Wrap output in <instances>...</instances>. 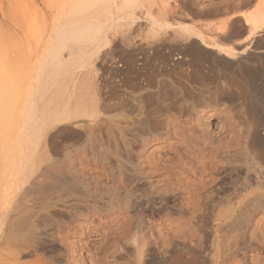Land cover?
Instances as JSON below:
<instances>
[{
  "label": "bare ground",
  "instance_id": "6f19581e",
  "mask_svg": "<svg viewBox=\"0 0 264 264\" xmlns=\"http://www.w3.org/2000/svg\"><path fill=\"white\" fill-rule=\"evenodd\" d=\"M158 1L162 7L156 9L157 16L155 13L152 15L150 6L154 3L157 4ZM166 1L65 0L66 9L59 12L61 8H58L59 11L56 10V15H54L56 19L52 20L56 22H53L54 25L51 28L54 36L49 42L48 58L50 60L47 62L51 67L46 72L48 73L46 77L48 98L44 101L43 108L40 109L39 106L37 88L34 87L29 100V83L24 89L21 87L23 89L21 92H16L18 95L15 98L11 94L3 93L2 103L4 100L7 102L8 99L10 103L9 106H7L8 102H4L2 105L12 107L13 100L15 108L14 106L9 108L13 113L9 109L8 112L5 109L3 112L5 120L2 123L0 121V264H25L20 259V256L27 254L25 252L36 256L29 264H46L38 252L44 249L48 241L70 247L66 248L67 253L64 259L65 262L71 261L76 255L77 249L75 244H65V241L68 240L71 231L80 228V225L84 224L86 220L99 221L106 228L114 226L112 231L104 234L98 246L102 250L105 264H122L118 262V257L121 255L120 243L123 240L130 242L132 247L133 259L132 263L128 264H264V255L258 253L260 249H264V227L258 237L260 245L255 244L254 241L256 226L249 231L253 212L264 210V189H254L243 195L237 191L218 192L211 185L214 180L213 176L204 175L196 188L186 192V196L183 197L180 204L170 205L167 199L174 197L178 192L172 189L169 194L145 196L137 188L136 182L140 178L150 177L152 171L145 169V164L140 158L138 162H131V160L124 161L127 159L123 160L122 156L124 150L128 153L130 141L137 140L141 147H145L158 141L166 142L171 136L180 137L179 141L180 144H183V148L192 149L190 147L196 143V137L195 139L191 137V139L193 138L192 143L186 136L181 137L183 134L181 130L183 126L185 130L187 122H191L194 118L197 120L200 113H206L207 108L213 106L212 102L216 103L220 100L224 101L225 98L236 97V93L231 89L232 86L228 87L230 83L226 89L215 84L217 78L224 75L229 76V74H224L219 69L220 72L217 70L219 73L212 71V75H204L205 70L201 64H190L189 59L181 54L174 58L176 63H173L172 71L175 73L176 70V73L174 74L170 70L173 75L167 76L166 79H162V77L161 80L157 79L153 89L147 87L144 91L135 90V92L122 94L120 97L116 93L115 96H112L111 93L109 98L104 97L101 100L98 83L89 79L88 75L94 62L93 59L96 55L99 57L101 53L98 55V49L84 47L90 41L91 35L92 38L95 35L100 37L102 32L110 28L99 20L101 14H105L107 17H118L124 14L134 24L139 22L140 15L138 16L137 12L140 10L141 16L149 20V23L146 24L148 25L147 33L156 37L155 42L152 41L154 44L149 38L148 40L154 46L157 42L158 48L166 41L172 45L177 42L178 46L204 44L207 49L212 51L217 46L218 55L222 54L227 61H231L232 56L235 55H241L250 61L254 58L253 53L255 52L260 59H264V44L256 45L253 41L255 36L264 33V0L255 1L260 4L257 7V15L253 14L254 17L236 13L238 8L248 5L251 0H238L237 2L226 0L214 10H210V14L233 13L235 11L232 18L231 16L223 18L221 21H217L219 22L217 24H214L213 21H210L212 23L207 22L208 24L201 23L199 27L195 26L199 22L197 19L193 20L194 25L184 22L191 17L189 15L190 17L187 18L186 15L187 20H182L181 15L186 14L184 12L179 15L183 22L180 24L179 17L175 16L178 12L177 9L167 6ZM176 4H180V2ZM180 6L175 7L180 8ZM136 8L139 9L137 12ZM62 16L64 20L61 23L59 20ZM167 16L177 17L180 27H175L172 23L174 21L168 22L169 17L167 18ZM193 17L191 18L193 19ZM237 17L243 20L241 24L243 22L247 26H245L246 33L243 28H240L239 32L241 33L239 34H242V30L245 33L241 37H236L240 35L231 31L234 29L236 19L239 20ZM175 23L177 22L175 21ZM118 24L123 25L118 21L116 27ZM129 29L127 28L128 31ZM207 29L219 33L220 39L227 43H218L219 37H217L218 41L207 38ZM127 30L124 32H128ZM144 31L145 34L146 28ZM81 39L83 42L79 43ZM128 39L130 40V38ZM128 39L126 38V41ZM123 42L125 43V41ZM131 42L132 40L130 44ZM151 43H149L150 46H152ZM254 50L256 51L254 52ZM158 51L160 50L156 49L155 52ZM107 52L113 63L115 59L113 50ZM167 55H170V49L167 51ZM167 55L165 54V56ZM101 58L103 57L101 56ZM194 58L195 56L192 59ZM236 63L238 65V62ZM100 65H102L101 62ZM179 68L180 70L177 71ZM236 69L238 71V67ZM91 71L94 70L91 69ZM25 77L28 78L27 75ZM0 78L4 80L6 77L5 75L3 77L2 74ZM13 78L15 79V77ZM24 79L23 75L22 80ZM5 80L7 81V79ZM114 80L116 81V79ZM15 82H17L16 79ZM114 82L112 85L111 81L110 86H113L115 90L117 86H120V83L116 81L118 85L115 86ZM58 90L61 91V94ZM131 90L133 91V89ZM85 102L89 109L88 113L93 118L95 117L94 119H99L101 114L107 113L108 115L109 112L119 110L117 114L122 117L120 119L127 132V135L121 134L123 144L115 143L111 147L105 143L101 144L106 148L103 152L101 149L98 150L101 147L99 144V146L94 145L98 147L97 153L92 150L94 146L89 147V144L88 148L89 150L91 148V151H87L91 156L90 154L86 156L87 154L84 153L88 149L85 146L66 149L63 153L56 154L59 149L54 153L51 146L47 148L48 144H46L47 146L43 144L48 127L51 128L65 120H70L75 111L78 112V106L84 105ZM74 106H77V110ZM70 109H75L74 113ZM82 110L84 111L85 108ZM78 113L74 116H77ZM4 114H2L3 118ZM9 114L11 116L7 117L6 115ZM105 120L114 124L117 122L113 117L105 118ZM5 121H8L7 124ZM262 121L264 123V120ZM190 124V126H194V123ZM83 125L80 128H83ZM95 126L93 125L94 128H96ZM119 128L125 132L121 129L122 127ZM231 129L232 135L239 134L237 131L235 133L234 128ZM84 132L86 131L84 130ZM111 132L113 134V131ZM129 133L131 137L128 136ZM253 135L257 140L262 141V138L259 137L261 136L259 130H254ZM235 138L236 142L237 137ZM97 141H99L98 138ZM235 142L232 141V143ZM105 146L110 149L108 150ZM95 147L93 149H96ZM192 147V154L203 155V157L208 155L205 146L198 145V149ZM220 149L218 146L213 147V153ZM94 153L96 156H92ZM89 156L96 157V159L90 160ZM91 161L90 167L88 164H91ZM43 163L44 167L41 166ZM96 165H100L102 169L97 168ZM90 168L95 171L92 169L94 172L91 173ZM34 177L38 179L33 181ZM158 203L163 206L165 211L156 214L150 212L149 215H144V210L149 204H152V209H155L154 206ZM74 260L75 264H78L79 259Z\"/></svg>",
  "mask_w": 264,
  "mask_h": 264
},
{
  "label": "rangeland",
  "instance_id": "374dc122",
  "mask_svg": "<svg viewBox=\"0 0 264 264\" xmlns=\"http://www.w3.org/2000/svg\"><path fill=\"white\" fill-rule=\"evenodd\" d=\"M186 1L185 0L166 1L167 6L169 5L170 8L171 7L175 8L178 11L177 14H175V16L177 15V17H179L178 19L180 22L178 21V19H176L177 17L167 16V18L169 17L168 22L171 23L172 21H174L172 23L177 28L180 27L181 23H183L182 20H187L189 15L191 17L194 16L193 19L189 16L191 19L188 18V21L189 20L190 21L189 22L184 21V22L190 23L189 25L191 24L194 25L195 22L193 20L197 19L200 23L197 21L198 24L195 26L199 27V24L201 25V23L204 24L206 22V24H208L207 22L213 21L214 24L215 23L217 24L219 23L217 21L219 20L221 21L223 18L225 19L230 16L232 18V14L235 12L233 11V13L231 12L214 13L215 15L212 13L213 16L212 14H210V10L211 11L214 10L215 7L223 4L226 0H186ZM237 1L238 0H234V2ZM255 1L256 0L252 2L251 0L250 1L251 3H249L248 5H242L240 8H238L239 10L237 9L236 13L238 14L240 13L242 15H245L246 17L247 16L252 17L253 14H255L254 16H256L258 13L257 7L260 3H258L259 0H257L258 2ZM175 2L176 3L180 2V4L182 3L183 5L181 4L180 6V4H176ZM152 5L150 6V8L152 7L153 11L154 10L156 11L157 8L162 7L160 5V1H158L157 4L154 3ZM159 5L160 7H158ZM174 5L175 6L179 5L180 8L179 7L177 8ZM65 7H66L65 0H0V75L2 76L3 74V77L5 75L6 77L5 79H7V81L5 79L4 81L2 80V78H0L1 123L4 122L5 120V114L3 113L5 109L8 112L10 110L9 108H13L14 106L13 100H12L13 106L11 105L12 107H6L5 104L2 105L5 102L4 100V102L2 103L1 100L2 98H4L3 93L11 94L15 98L16 95H18L16 92L17 91L21 92L24 89V87H26L27 83H29V100L34 87L37 88L38 90L37 89L36 90L39 96V106L40 109L43 108L42 105L44 101H46V99L48 98L46 91L47 90L46 77L48 73L46 72H48L51 67L47 62H49L48 60H50V58H48L49 42L52 40L54 36L51 28L53 27L52 25H54V23L56 22L52 20L56 19V17L54 16L56 15V10L58 12L59 9L61 8L59 12H63L64 11L63 9H66ZM181 7L184 8L182 9ZM152 9H151L152 15H154L155 13V15L157 16L156 14L157 11L153 12ZM138 10H139L138 8L135 9L136 12ZM139 11L137 12L138 16L140 15L139 22H137L139 26L137 23H134L137 25L132 24V22L128 20L126 15L124 16V14L118 17H107L105 16V14H101L99 17L100 18L105 17V18L102 20L98 17L99 20L101 22L106 23L110 28L106 29L105 32H102L100 37L98 35H95L92 38L91 35L90 41L92 40V42L90 43L89 41L88 44L86 43L85 45L86 47H84V48L98 49L99 51L98 55H100L101 53V55L99 56L100 58L96 55L95 58L93 59L94 61L92 63L93 66L91 65L92 68L90 67V73L88 75L90 81H95L98 83L99 94H100L99 97L101 98V100L104 97L109 98L110 97L109 95L111 93L112 96H115L117 94L120 97L122 94L125 95L126 93L135 92V90L144 91V89L147 87L153 89L155 87L157 79L161 80V77L162 79H166L167 76L173 75L174 72L172 71V67H173V63L174 62L176 63V60H174V58L177 55H181V54L185 55L186 58L189 59L188 61L190 64L193 63L201 64L205 70V73L203 72L204 75H212V71L217 73L219 69L224 74H229V76L223 74L224 76L217 78L215 84L217 83V85L226 89L228 83H230L231 85L229 84L230 86L228 85V87L232 86L231 89H233L234 93L236 94L238 93V94L237 95L235 94L236 97H234L233 99L225 98L224 101L220 100L219 102L216 103L212 102L213 106L207 108L206 113L205 112L200 113L197 119L198 121L194 118L191 122H187L185 125V130L183 126L181 132L184 135L181 134L182 135L181 137L186 136L187 139L191 140V142L193 141V138L195 139L196 137L197 139V141L195 139L196 143L192 144L190 148L193 149L192 146H194L198 149L197 147L198 145L205 146L207 148V153H208V155L206 154L207 156L205 157H203V155L200 156L197 154H192L191 153L192 149L183 148V144H180L179 141L180 137L178 138V136H171L166 142L158 141L149 144L145 147H141L139 141L137 142V140L130 141L131 145L129 147L131 149L128 148L129 154L125 150L124 152L122 151L123 160L125 158L127 160L124 161L131 160V162L132 161L138 162L140 158V160H142V162L145 164L144 166L145 169H149L152 171V173L149 175L150 177L140 178V180L136 182L137 188L141 191V193L145 194V196L165 195V194H169V191H171L172 189L176 190V192L178 193L174 197L167 199L170 205L180 204L183 200V197L186 196V192L192 188H196L198 183H200V180L204 177V175L213 176L214 180L211 185H213V188L218 192L237 191L243 195L254 189H258V188L264 189V139H263L264 123L262 121L264 120V62H263L264 59H260V57L257 56V53L255 52L256 50H254L255 53H253V57L255 59L252 58L253 61L244 59V57L241 55L232 56V60L227 61L224 58V56H222V54L218 55L216 51L218 49L217 46L216 48L214 47L213 48L214 50L212 51L210 49H207L206 48L207 46L204 44L203 45L186 44V45L178 46L179 43L176 42L174 46L166 41L162 43L160 48H158L159 45H157V42H156V46L153 45L154 44L153 42H155L156 37L154 36L152 37L151 34L147 33L148 25L146 24L149 23V20L147 18H144V16H141L142 15L141 11L140 12ZM181 12H184L186 14L183 15ZM179 15L182 16V20ZM222 15H224V17H222ZM237 18H239V20L236 19L235 21L236 24L234 23L233 26L234 29L231 30L236 32L235 33L236 35L241 33L239 32L241 31L240 28H243L244 31L246 29L245 28L246 25L243 22H242L243 25L241 24V21L243 20L240 19V17ZM117 19L120 24H123L122 26L118 24L116 27V22L118 23V21H116ZM63 20L64 17L62 16L59 22L62 23ZM175 21L177 23H175ZM178 22L180 24H178ZM126 24L129 26H127ZM136 26L138 27L135 28ZM144 26L146 28L145 34H144L145 32ZM127 28L128 29L130 28L129 31L130 30L131 31L129 32ZM141 28L144 29L138 32L137 30H140ZM125 29L128 32L125 33L124 32L126 31ZM243 30H242V34H239L240 36H236V37L243 36L246 33V31L244 33ZM131 33L135 35L138 34L140 35L135 37V35ZM123 35H125L124 36L125 38L123 37ZM206 35L207 38L209 37L212 39H216L217 41H218L217 37L220 36L219 33H215V31L210 29H207ZM139 36H142L143 39L142 37ZM144 36L147 38L145 39ZM126 38L127 39L130 38V40L128 39V41H126ZM148 38L151 42L154 40L152 42L153 44L148 40ZM83 39L85 40V36ZM131 40H132L131 44L134 46L130 44ZM144 40H148V41L146 42ZM123 41H125V43ZM224 41L225 40H221L219 37L218 43H223ZM253 41L254 43H256V45L257 44L263 45L264 33L263 35L255 36L253 38ZM82 42L83 41L81 39L79 43ZM146 43L148 44L151 43L152 46H150V44L148 46V44ZM156 49H159L160 51L155 52ZM169 49H170V55L168 56L167 51ZM106 50L107 51L113 50V55L115 57L113 63L111 62V57ZM105 52L107 53L108 56L106 55ZM102 53L104 56L102 55ZM145 53L146 55H144ZM165 54L167 56H165ZM189 54L190 55L193 54L195 56L194 58L195 60L192 59L194 56H190ZM101 56L103 58H101ZM106 56L108 59H110L109 61L106 58ZM218 56H220L221 58H219ZM97 57L99 58V60ZM233 60L234 61L236 60L235 63L238 62V65L237 63L235 64ZM100 62L102 65H100ZM240 65H241L240 67L241 69L239 68ZM95 66H97L98 68ZM237 67H238V71L236 69ZM91 69L94 71L96 69V71L95 72L91 71ZM179 70L180 68L177 71ZM246 70H247V74H246L247 76L245 75ZM23 75L25 78L24 80H22ZM25 75H27L28 78H26ZM13 77H15L17 82H15V79ZM18 78H20L21 80L20 79L18 80ZM114 79H116L117 82L119 81L118 83H120V86H117L118 83ZM111 81H112V85L113 82L115 81L114 85L117 86L115 90L113 89V86H110ZM21 87L23 89H21ZM131 89H133V91ZM61 91H59V93ZM6 101L8 102L9 99ZM110 102L112 103V101ZM9 103L10 102L7 103V106H9ZM3 106L4 108H2ZM78 107H79L77 108L78 112L81 113H78L77 111H75L74 113L73 110L75 109L73 110L70 109L72 110L71 112L74 113V115L78 113L77 116L73 115V117L70 120L69 119L65 120L51 128L48 127L46 137L43 141L44 145L48 144L47 148L51 146L52 149H54L53 150L54 153H56L60 149L59 152H57L56 154L58 153L61 154V152L63 153L64 150L70 148H75V147L77 148L80 146L81 147L85 146L86 148H88L89 144H90L89 147H93L94 145L101 146V144L104 143L107 146L110 145L109 147H111L112 144L115 143L123 144V141L121 140L122 138L121 134L127 135V132L123 128L124 123L121 122L122 117H120L117 114L119 110L112 111V113L109 112L108 113L109 116L107 115V113L104 115L101 114L99 119L98 118L94 119L95 117L93 118V116H91L90 113H88L89 111H87L89 109L86 107V102L84 103V105L81 104ZM84 108L86 111L82 110ZM10 111L12 112V110ZM86 113L88 114L87 117H86L87 115ZM2 114H4V118L2 117ZM6 116L10 117L11 115L9 114ZM110 117L116 118L117 124L111 122L109 123L108 120H105V118H110ZM117 117L119 118L117 119ZM190 123L192 124L194 123L193 124L194 126H190L191 125ZM76 125L79 127L78 128L75 127ZM82 125L83 128L82 127L80 128V126ZM93 125H96L95 126L96 128H94ZM119 127H122L121 129H123L125 132L120 130ZM189 127L192 128L189 129ZM231 128L232 129L234 128L233 130H235V133L236 131L239 133L237 134L239 137L236 134H234L235 136L231 134L230 132ZM109 129L113 131V134ZM84 130L86 132H84ZM254 130H259V132L261 133V136L259 137L262 138L261 139L262 141L257 140L256 137L254 138L253 135ZM120 131L122 132L120 133ZM118 132L120 135L117 134ZM95 133H97L96 136ZM50 136L53 140L49 138ZM85 136L87 137L88 140L86 139ZM128 136H130V133ZM96 137L98 138L99 141H97ZM191 137L193 138L191 139ZM235 137H237L236 142H235L236 139ZM229 139L231 140V142ZM169 141L170 143H168ZM232 141H234L235 143H232ZM197 142L200 144H198ZM84 143L88 145H85ZM217 146L221 149L213 153V147H217ZM93 148L92 150L93 151L95 150L97 153L98 147H95L96 149ZM100 149L102 150L101 152H103V150L106 148H104V146L102 145L101 147H99L98 150L100 151ZM109 149L110 148H108V150ZM87 150H89V148L86 149V152H84L85 154H87L86 156L90 154ZM89 151H91V148ZM90 156L88 157L90 160L96 159V157L93 158ZM92 156H96V154L94 153V155ZM88 165L89 166L92 165V161L91 164ZM41 166L44 167V163ZM96 167L102 169L100 165H96ZM90 169H91V173L95 171L93 168ZM90 169H88V172H90ZM184 177L187 178L185 179ZM38 178L34 177V179L32 178V180L36 181ZM181 178H183L184 180L182 181ZM159 203L158 205L154 206L155 209H152L153 208L152 204H149L144 210V215L147 214L149 215L150 212H154L156 214L165 211L163 209V206L160 205L161 203L160 204ZM84 222H85L84 224L82 223V225H80V228L73 229V231H71L72 232L71 235L68 237V240L65 241V244L67 243L75 244L76 246L77 252L76 255L73 256L72 260L65 262L64 259L67 253L66 248H70V247L68 246L66 247L65 245L63 244L61 245L60 243H54L48 241L44 246V249L38 252V255H40L43 258L46 264H75L74 259H79L77 261L78 264H105L102 250H100L98 246L104 234L106 232L112 231L114 229V226L110 228L109 227L106 228L102 223L95 220H91V222L86 220ZM254 226H256V231H254L256 238L254 237V241L255 244L260 245V241L258 240V237L260 235L261 229L264 227V210L253 212L251 223L249 225V231L252 230ZM129 243L128 241H124V240L121 241L120 243L122 249H121V255L118 257L119 263L122 264L132 263L133 253L131 250L132 248L131 244ZM258 253L264 255V249H260ZM25 254L26 255L24 256H20L21 262L24 261L25 264L26 263L29 264V262L36 257L34 254H29L28 252H25Z\"/></svg>",
  "mask_w": 264,
  "mask_h": 264
}]
</instances>
